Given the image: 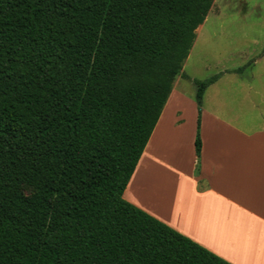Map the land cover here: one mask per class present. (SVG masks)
I'll return each instance as SVG.
<instances>
[{"label":"trees","instance_id":"1","mask_svg":"<svg viewBox=\"0 0 264 264\" xmlns=\"http://www.w3.org/2000/svg\"><path fill=\"white\" fill-rule=\"evenodd\" d=\"M212 4L0 0V264H230L122 198Z\"/></svg>","mask_w":264,"mask_h":264},{"label":"crops","instance_id":"2","mask_svg":"<svg viewBox=\"0 0 264 264\" xmlns=\"http://www.w3.org/2000/svg\"><path fill=\"white\" fill-rule=\"evenodd\" d=\"M209 31L211 46L226 45ZM248 45L261 49L244 53L246 65L209 78L200 111L173 85L122 194L230 264H264V85L262 78L257 85L240 78L264 61V40ZM220 81L222 89L210 90Z\"/></svg>","mask_w":264,"mask_h":264},{"label":"rangeland","instance_id":"3","mask_svg":"<svg viewBox=\"0 0 264 264\" xmlns=\"http://www.w3.org/2000/svg\"><path fill=\"white\" fill-rule=\"evenodd\" d=\"M200 26L201 29L195 31V40L183 63L181 79L178 77L173 84L176 90L192 95L193 101L197 82H205L223 69L246 65L244 53L250 54L255 50L252 55H256L261 49L249 46L248 42L255 38L264 40V0H213L212 7ZM211 28L214 30L212 33L224 36L220 38L226 42L225 46L210 45ZM220 38L218 41H221ZM229 42L232 44H228ZM230 78L238 80V77ZM240 78L255 85L256 78H262L264 85V61L242 70ZM220 89L221 81L210 90Z\"/></svg>","mask_w":264,"mask_h":264}]
</instances>
